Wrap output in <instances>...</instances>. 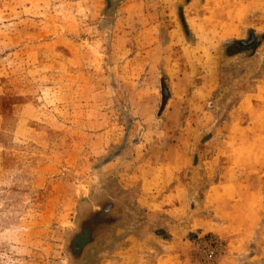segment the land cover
<instances>
[{"label": "rangeland", "instance_id": "374dc122", "mask_svg": "<svg viewBox=\"0 0 264 264\" xmlns=\"http://www.w3.org/2000/svg\"><path fill=\"white\" fill-rule=\"evenodd\" d=\"M221 261L264 264V0H0V264Z\"/></svg>", "mask_w": 264, "mask_h": 264}, {"label": "trees", "instance_id": "16d2710c", "mask_svg": "<svg viewBox=\"0 0 264 264\" xmlns=\"http://www.w3.org/2000/svg\"><path fill=\"white\" fill-rule=\"evenodd\" d=\"M253 43L254 41L252 40L246 44V46L250 47ZM236 44L245 47V45H242V43L238 41H230L223 49L226 56L234 54L229 53L227 50L229 47H234ZM112 204L113 203L110 200L104 199L103 204L99 209L90 211L88 216L84 217L79 222L77 231L71 235L67 244V253L72 259L76 258L83 248L92 244L102 229H107L115 222L114 214L112 212Z\"/></svg>", "mask_w": 264, "mask_h": 264}, {"label": "crops", "instance_id": "0c3cea01", "mask_svg": "<svg viewBox=\"0 0 264 264\" xmlns=\"http://www.w3.org/2000/svg\"><path fill=\"white\" fill-rule=\"evenodd\" d=\"M218 155H221V154H213V156L211 157V158H215V157H217ZM227 170H224V171H222V176H224V179L222 180V182H220L219 180H217V182L216 183H214L213 185H212V187H215L216 189L218 188V187H220V185L221 184H223V187L224 186H227V184H228V182H225L224 180H225V178H226V176H227ZM229 184H232V183H229ZM232 187H233V185H232ZM223 189H226V190H232V188L230 187V186H227V187H225V188H223ZM202 202V201H201ZM220 264H228L227 262H224V261H221L220 262ZM231 264H233V263H231Z\"/></svg>", "mask_w": 264, "mask_h": 264}, {"label": "built area", "instance_id": "2783aa9c", "mask_svg": "<svg viewBox=\"0 0 264 264\" xmlns=\"http://www.w3.org/2000/svg\"><path fill=\"white\" fill-rule=\"evenodd\" d=\"M210 256H208V258H209Z\"/></svg>", "mask_w": 264, "mask_h": 264}]
</instances>
